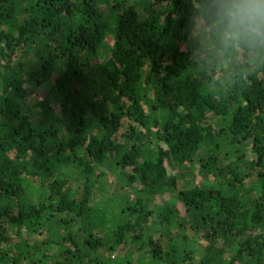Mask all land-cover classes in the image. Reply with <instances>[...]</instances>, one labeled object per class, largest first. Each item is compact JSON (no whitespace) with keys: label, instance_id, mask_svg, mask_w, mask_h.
Masks as SVG:
<instances>
[{"label":"trees","instance_id":"obj_1","mask_svg":"<svg viewBox=\"0 0 264 264\" xmlns=\"http://www.w3.org/2000/svg\"><path fill=\"white\" fill-rule=\"evenodd\" d=\"M245 6L0 0V264H264Z\"/></svg>","mask_w":264,"mask_h":264},{"label":"clouds","instance_id":"obj_2","mask_svg":"<svg viewBox=\"0 0 264 264\" xmlns=\"http://www.w3.org/2000/svg\"><path fill=\"white\" fill-rule=\"evenodd\" d=\"M245 4L244 8L232 14L229 24L233 27L242 26L246 31L257 32L264 27V8L259 6L264 4V0H259V3L256 0H245Z\"/></svg>","mask_w":264,"mask_h":264},{"label":"rangeland","instance_id":"obj_3","mask_svg":"<svg viewBox=\"0 0 264 264\" xmlns=\"http://www.w3.org/2000/svg\"><path fill=\"white\" fill-rule=\"evenodd\" d=\"M207 151V149H204L203 152L205 153ZM192 169L193 171H197L198 170V166H197V163L195 162L193 165H192ZM175 170V171H174ZM176 170H179L181 171V169L179 167H175L174 169H171L170 172L172 175L176 174L177 171Z\"/></svg>","mask_w":264,"mask_h":264}]
</instances>
